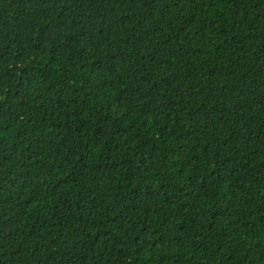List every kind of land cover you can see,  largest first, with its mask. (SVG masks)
Masks as SVG:
<instances>
[{
    "label": "trees",
    "instance_id": "1",
    "mask_svg": "<svg viewBox=\"0 0 264 264\" xmlns=\"http://www.w3.org/2000/svg\"><path fill=\"white\" fill-rule=\"evenodd\" d=\"M0 264H264V0H0Z\"/></svg>",
    "mask_w": 264,
    "mask_h": 264
}]
</instances>
